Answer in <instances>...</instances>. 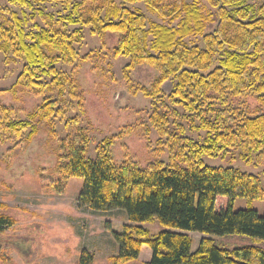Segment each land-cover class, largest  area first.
I'll list each match as a JSON object with an SVG mask.
<instances>
[{
	"label": "trees",
	"instance_id": "1",
	"mask_svg": "<svg viewBox=\"0 0 264 264\" xmlns=\"http://www.w3.org/2000/svg\"><path fill=\"white\" fill-rule=\"evenodd\" d=\"M45 1L53 0H8L31 9V13L0 8V52L8 61L23 63L15 85L36 90L37 94L51 88L60 92L66 89L79 100L82 109L73 76L56 67L58 62L71 61L76 55L74 36L78 31L66 28L78 24V19L69 14L55 24L40 27L33 21L43 13L33 8V3ZM161 1L106 0L103 16L97 10L91 20L82 23L91 22L100 30L120 33L113 55L129 58L127 68L149 64L157 70L151 88H142L141 92L153 100L152 123L159 136L172 142L169 163L154 161L143 168L128 158L116 163L110 146L124 130L101 141L95 148V157L88 158V135L83 132L80 145L67 143V151L60 157L64 163L59 174L62 179H83L77 197L79 206L95 211L122 209L128 221L135 224L124 225L122 232L111 231L119 246L112 264L136 260L143 245L151 250L145 264H264V214L253 209L233 210L238 198L264 200L260 177L239 168L209 166L203 161V156H212L213 151L227 153L231 149L240 150L245 162L253 153L256 161L264 157V113L252 116L227 104L229 97L252 95L264 105V1L256 11L247 0H206L213 11L206 10L200 0ZM136 2H142L161 22L132 10L129 6ZM30 22L35 30H27ZM212 27L211 32H206ZM197 36L202 46L186 41ZM168 80L173 82L168 101L194 113L192 119H198L197 127L206 131L205 144L185 137L179 125V135L169 133V118L158 114L156 106L165 96L162 86ZM215 99L224 108H204ZM65 113V108L49 96L28 115L29 120H19L12 106L0 104V137L8 134L21 139L22 132L29 128V141L37 133L33 120L51 123ZM177 160L184 166L177 167ZM6 207L0 203V232L15 223L2 213ZM155 219L164 228L156 234L136 225ZM188 232L206 235L196 251L191 250ZM227 235L245 236L251 243L227 248L211 237ZM92 260L84 250L78 264H91Z\"/></svg>",
	"mask_w": 264,
	"mask_h": 264
},
{
	"label": "rangeland",
	"instance_id": "2",
	"mask_svg": "<svg viewBox=\"0 0 264 264\" xmlns=\"http://www.w3.org/2000/svg\"><path fill=\"white\" fill-rule=\"evenodd\" d=\"M186 1L190 3L193 0ZM263 1L247 0L246 3L253 5L256 11ZM168 2L170 0L161 1ZM200 3L206 10H214L206 0H200ZM106 6V0L33 3V8H40L43 13V16L38 15L33 21L40 27L55 24L58 18L69 14L78 19V24L66 28L69 32L78 31L74 36L76 55L71 61L58 62L56 67L65 75L73 76L75 93L82 99V109L79 108V100L66 89L60 92L57 88H51L43 94H37L36 90L15 85L23 63L8 61L6 55L0 52V104L12 106L19 120H29L28 115L47 96L66 110L64 117L54 118L51 123L33 120L37 133L29 141L26 140L29 128L22 132L21 139L8 134L0 137V203L7 206L2 213L15 222L0 232V264H78L84 250L92 255L91 264H112L111 258L118 254L119 246L111 231L122 232L124 225L135 224L128 221L122 209L95 211L79 206L77 197L83 179L61 178L59 167L64 161L60 157L65 155L69 141L80 145L81 133L88 135V158L95 157V148L101 141L124 130L110 146L111 156L116 163L126 158L141 168L154 161L169 163V145L172 142L166 141L167 137L159 136L152 123L155 117L153 100L141 92L142 88H151L158 76L157 70L149 64L127 68L129 58L113 55L121 34L100 30L91 22L82 23L91 20L94 11L100 10V17L103 16ZM3 7L17 13L21 10L32 12L29 8L10 4L8 0H0V8ZM129 7L143 13L150 20L161 22L142 2L133 3ZM33 22H30L27 30L33 29ZM212 30L213 27L206 29V32ZM186 41L202 46L199 36L189 37ZM218 58L214 65H217ZM172 85L173 82L168 80L162 86L165 96L162 102L157 103L158 114H165L169 118V133L179 135V125L185 137L205 144L206 131L197 127L199 121L192 119L194 113L168 101ZM227 104L252 116L264 113V105L252 95L229 97ZM223 105L215 99L211 101L210 107L204 108L218 110L224 108ZM74 118H77L76 122ZM17 142L20 143L16 145ZM225 151H213L212 156H203L204 163L257 174L264 188V157L256 161L253 153L250 161L245 162L240 150ZM175 165L184 166L178 160ZM240 209H253L264 214V200L238 198L233 204V210ZM136 225L148 229L151 234L164 229L156 219ZM188 235L192 239V251H196L201 238L206 237L199 232H188ZM211 237L218 245L227 248L251 243L248 237L241 235ZM150 257L151 250L143 245L136 260L123 264H145Z\"/></svg>",
	"mask_w": 264,
	"mask_h": 264
}]
</instances>
